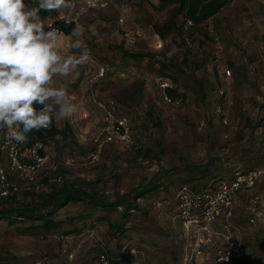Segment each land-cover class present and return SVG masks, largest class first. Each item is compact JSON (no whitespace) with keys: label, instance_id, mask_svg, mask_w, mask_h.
<instances>
[{"label":"rangeland","instance_id":"obj_1","mask_svg":"<svg viewBox=\"0 0 264 264\" xmlns=\"http://www.w3.org/2000/svg\"><path fill=\"white\" fill-rule=\"evenodd\" d=\"M90 1L69 0L71 7L60 12L39 13L48 20L84 10L75 31L61 34L58 45L63 55L86 51L89 59L70 76L54 79L78 108L68 119L54 115L56 125L69 126L74 135L73 143L53 147L54 164L68 157L76 163L60 164L57 172L44 169L35 185L10 173L17 190L0 200V212L6 202L24 205L67 184L113 201L153 182L159 189L139 199L128 217L124 208L91 215L88 205L68 206L60 212L63 219L86 216L65 237L48 235L38 224L0 219V264H102L103 255L110 264H180L194 242L179 219L180 187L194 174L227 179L264 163V0H232L206 26L193 28L190 44L180 30L167 39L155 31L173 17L182 25L180 0H103L88 7ZM102 67L106 75L99 78ZM159 74L185 90L181 104L164 102ZM111 101L129 116L133 142L103 144L100 161L91 164L88 157L100 148L97 137L106 128L99 103ZM234 215L246 246L236 264H264V178L239 194ZM72 228L67 223L64 230ZM211 245L208 264L217 249Z\"/></svg>","mask_w":264,"mask_h":264},{"label":"built area","instance_id":"obj_2","mask_svg":"<svg viewBox=\"0 0 264 264\" xmlns=\"http://www.w3.org/2000/svg\"><path fill=\"white\" fill-rule=\"evenodd\" d=\"M103 0H91L88 7L97 6ZM84 11V10H83ZM83 11H78L74 17L65 20L66 24L76 21ZM45 23L52 24V28L62 33L61 27L55 20H46ZM191 18L183 19V31L185 42L191 43V30L194 28ZM50 30L45 25V31ZM106 75L105 68L102 67L98 74L99 78ZM227 76H231V71H226ZM156 81L163 91L164 102L179 105L181 97L174 98L166 93L167 89L176 88L175 83L169 78L157 77ZM99 107L104 110L106 128L103 129L97 141L102 140L100 148L88 157L91 164H96L102 156L103 144L130 145L133 142L131 120L127 114L122 113L116 107L114 101L109 103H99ZM217 113L223 114L222 108L217 109ZM227 124V120H224ZM260 129L264 132V117L261 120ZM53 143H36L28 147L27 143H17L7 136L6 130H0V199L9 198L17 188L10 182V173L18 177L27 185H35L39 174L44 169H53L57 172L60 164L66 168L75 165V159L68 157L62 163H55L57 152L53 149ZM44 152L41 155L40 152ZM3 158H6L7 164ZM53 166H47L50 162ZM264 178V165L251 168L244 172H238L231 180L211 182L207 185L203 183L185 184L177 192L179 219L186 233L194 238V242L182 256L180 264H208L209 245L217 246L212 264H236V261L245 253L246 246L241 234V228L234 221V212L237 198L240 193L252 189ZM60 180H55V182ZM256 217L250 219V223H255ZM219 223L220 228L213 226ZM214 240L217 241L214 244ZM220 243V245H218ZM102 264H110L106 256L101 257Z\"/></svg>","mask_w":264,"mask_h":264},{"label":"clouds","instance_id":"obj_3","mask_svg":"<svg viewBox=\"0 0 264 264\" xmlns=\"http://www.w3.org/2000/svg\"><path fill=\"white\" fill-rule=\"evenodd\" d=\"M69 7V0H37L33 8L24 0H0V130L17 143L26 142L33 130L49 128L54 115L68 119L78 111L54 79L70 76L89 54H61L59 30L39 15L42 9ZM34 104L42 107L37 110Z\"/></svg>","mask_w":264,"mask_h":264},{"label":"trees","instance_id":"obj_4","mask_svg":"<svg viewBox=\"0 0 264 264\" xmlns=\"http://www.w3.org/2000/svg\"><path fill=\"white\" fill-rule=\"evenodd\" d=\"M27 0H24V2ZM166 2L173 3L176 0H164ZM232 0H180L178 11L184 12L183 18L188 17L191 18L194 22V28L198 26H206V23L211 20L212 17L217 15L221 10H223L228 4H230ZM28 4H30L31 8L37 6V0H29ZM40 14H46V10H40ZM67 17H63L61 19H53L61 27V31L63 34L70 35L76 29V21H72L70 24H66L65 20ZM45 20V19H43ZM47 20V19H46ZM45 20V21H46ZM51 20V19H48ZM180 30L183 39L184 31H183V20L182 25L178 26V23L174 17L172 19L167 20L163 25L155 26L156 33L162 38L167 39L171 34ZM193 30V29H192ZM191 30V32H192ZM160 62V61H159ZM162 64V62H160ZM212 68V67H211ZM159 77L169 78L171 79L176 88L167 89L166 93L174 98L181 97L185 99V90H182V86L178 83L175 78L169 75H161ZM109 103V102H108ZM117 109L120 111L117 103L115 102ZM34 107L39 110L42 106L38 104H34ZM264 117V116H263ZM262 120V119H261ZM260 120V125H261ZM27 146L32 147L36 143H53L60 147L61 145H65L68 143H73L74 135L69 126L65 128H59L56 125L55 118L53 116L52 124L47 129H40L39 131L33 130L30 133H27ZM57 136L60 139H57ZM114 145V144H112ZM41 155H44V152H40ZM264 163L260 166H263ZM258 167V166H257ZM247 171V170H245ZM244 172V171H237ZM235 174L230 178H215L213 176H207L205 178L200 177L198 174L192 175L191 182L185 184H195V183H203L207 185L211 182H218V180H231ZM183 184V185H185ZM182 185V186H183ZM181 186V187H182ZM180 187V188H181ZM159 189L158 185H154V182L151 183L150 186H143L141 189H136L129 192L128 195L119 196L116 200H109L104 194L97 192H88L82 187H78L74 184H67L61 188H55L48 193L42 194L39 199H35L32 202H28L24 205H14L12 203L6 202L8 208L4 211L0 212V219H5L8 221L9 225H18L21 223H32L38 224L39 227L44 229L48 235L59 233L62 237L69 235L72 232L77 231L78 227L74 224L78 220L85 219L86 214L78 215L75 218H66L63 219L60 216V212L67 208L68 206L76 203H80L83 205L90 206L92 210V214H96V212H108L115 211L120 208H124V214L128 217L130 213L135 211L138 208L136 202L139 199H142L147 194ZM133 196L132 204L128 203V197ZM9 199V198H6ZM3 200V199H0ZM135 203V204H133ZM90 215V214H89ZM67 223H70L73 228L71 231L64 230ZM122 228V227H121Z\"/></svg>","mask_w":264,"mask_h":264}]
</instances>
